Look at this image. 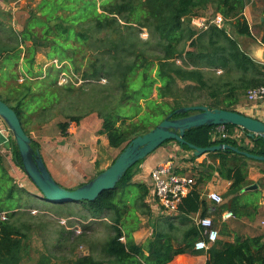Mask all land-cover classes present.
Wrapping results in <instances>:
<instances>
[{
	"label": "trees",
	"instance_id": "trees-1",
	"mask_svg": "<svg viewBox=\"0 0 264 264\" xmlns=\"http://www.w3.org/2000/svg\"><path fill=\"white\" fill-rule=\"evenodd\" d=\"M251 1L40 0L35 7L23 9L27 16L18 32L12 26L11 13L0 10V73L4 78L0 79V99L15 110L31 139L26 129L29 123L48 124L62 116L65 120L58 128L68 135L71 125L76 128L96 114L102 122L98 134L120 153L169 115L179 119L193 114H178V109L202 105L237 112L236 106L249 90L264 86V65L248 56L232 35L252 37L244 15ZM218 15L224 20L221 27L211 23ZM200 17L208 19L207 29L194 26L193 19ZM145 32L147 38H143ZM39 53L51 61L71 63L80 83L60 85L58 73L70 72L68 66L57 69L54 65L44 72L37 66ZM224 127L226 138H221L218 127L203 126L186 132L187 144L167 141L161 147L176 143L193 153L189 144L208 148L224 143L264 156L263 138H250L234 125ZM235 130L242 131L244 138L234 137ZM32 147L39 148L34 139ZM9 150L14 164L25 173L12 136ZM203 156L207 160L194 169L192 191L177 212L168 214L173 217H167L154 214L148 202L150 188L133 181L144 160L115 189L103 192L95 201L55 203L47 201L29 178L38 193L21 186L8 169V156L0 153V264H172L181 255L201 254L195 244L206 238L197 215L208 217L214 210L221 218L229 211L236 219L254 220L264 190V169L263 182L249 179L252 164L264 161L232 150ZM190 158L195 161L198 157L193 154ZM95 168L92 179L105 170L100 169L99 161ZM215 175L230 186L223 203L209 205L203 187ZM252 186L258 188L249 190ZM53 208L60 222L53 219V212L48 213ZM143 218L151 227V237L138 243L134 234L141 229ZM96 229L107 233L103 240L89 236ZM34 231L42 235L46 247L35 259L28 243ZM219 233L230 237V226L223 224ZM82 245L89 252L79 255ZM207 257L206 264H264V234L218 239Z\"/></svg>",
	"mask_w": 264,
	"mask_h": 264
},
{
	"label": "crops",
	"instance_id": "crops-1",
	"mask_svg": "<svg viewBox=\"0 0 264 264\" xmlns=\"http://www.w3.org/2000/svg\"><path fill=\"white\" fill-rule=\"evenodd\" d=\"M19 2H23L19 0ZM19 2L6 3L4 0H0V10L11 11L12 15L20 7ZM252 32V37L247 36H237L232 32L231 27L228 26L227 30L229 33L232 32V35L238 40L241 49L252 59L264 65V44L262 42V37L264 35V0H252L251 3L246 7L244 13ZM6 26H8L6 24ZM13 28L15 31H21L19 25L13 23ZM18 26V27H17ZM1 35V33H0ZM41 53L37 56V66H42L40 63ZM46 58V57H45ZM1 61V60H0ZM22 65V60H21ZM3 77L0 73V79ZM4 79V78H3ZM1 89V87H0ZM236 111L247 117H252L264 121V101L259 102H249L247 98L239 103L236 106ZM5 123L0 118V126ZM6 125V124H5ZM4 125V126H5ZM102 122L97 117L96 114H91L85 119H83L77 126L71 127L73 132L69 131L68 135H63L61 132H57L52 136L47 135L44 131L33 130L30 132L32 139L39 145V150L44 159L45 164L47 165L51 175L54 177L55 181L60 185L69 182L67 177L63 176V170H76L79 166L83 167L86 170V173L94 174L96 172L95 163H97L100 158L101 148L107 149L109 147L108 140L105 136H101L98 132L101 129ZM222 127H218L217 131L220 132ZM37 132V133H35ZM10 137V138H9ZM8 139L0 134V153H8L7 146L9 148V143L11 136ZM37 139H36V138ZM234 137L242 139L243 132L240 130H235ZM249 142V140H247ZM246 141V142H247ZM73 142V151L68 152L69 143ZM112 149V148H110ZM114 150V149H113ZM68 152V153H67ZM192 152L183 151L176 143H173L168 146H163L157 149L154 153L149 155L137 168L135 171V176L133 181L136 183H144L150 188V195L148 198L149 204H151L153 210L157 211L160 209L156 205L154 195L152 194V180L151 172L157 166L171 162L173 165V171L175 173L187 176H195L194 169L197 168L198 164H201L203 161L207 160V156H202L197 158L195 161H190ZM10 157H6V159ZM113 161V160H112ZM210 163V161H208ZM112 163V162H111ZM11 175L14 179L20 183L21 186H28L29 179L27 175L14 163H6ZM100 164V169H106L111 164L102 167ZM60 170V171H59ZM263 177L261 169L254 168L253 166L249 170V179L257 183ZM20 181V182H19ZM83 181V180H79ZM71 182H75L72 180ZM84 182H81L82 184ZM79 184V185H80ZM78 185V186H79ZM230 182L225 181L215 175L211 182L203 187V197L206 199L209 205L215 204L209 199V194L216 192L223 196L228 190ZM64 187V186H63ZM77 187V186H76ZM75 188V187H74ZM71 189V188H68ZM262 196L260 200L259 215L254 220L249 219H236L235 217L225 219L224 214L230 213L229 211L223 213L221 218L219 215L214 214V210H211L210 215L213 220H217L219 224L218 232L221 231L223 224H228L230 226L231 235L230 237H222L219 233V239H224L226 241H232L235 236H256L259 234H264V228H260V222L263 219L262 213L264 214V190H262ZM225 200V199H224ZM199 216V215H197ZM142 225L148 224L147 218H143ZM144 226L141 227L137 232H135L134 237L138 243H144L147 239L150 238L151 232L146 230ZM144 232H148L147 237L144 236ZM142 238H145L141 241ZM207 252L201 251V254L196 256L190 255H181L179 256L172 264H206L207 262Z\"/></svg>",
	"mask_w": 264,
	"mask_h": 264
},
{
	"label": "water",
	"instance_id": "water-1",
	"mask_svg": "<svg viewBox=\"0 0 264 264\" xmlns=\"http://www.w3.org/2000/svg\"><path fill=\"white\" fill-rule=\"evenodd\" d=\"M176 113L193 114L179 119H173V115H169L155 129L133 139L118 155L114 163L94 179L75 190H69L55 181L42 158L40 150L33 149L32 139L26 133L18 114L0 99V118L5 122L10 135L19 148L25 174L47 201L55 203L95 201L103 192L115 189L135 164L145 160L167 141H176L181 145L187 144L184 136L187 131L194 128L234 125L246 131L250 138L261 137L264 139V121L247 117L238 112L195 105L178 109ZM188 146L198 158L216 151L232 150L243 153L252 159L264 161V156L241 152L239 148L224 143L208 148H200L193 144ZM257 188V186H252L249 190Z\"/></svg>",
	"mask_w": 264,
	"mask_h": 264
},
{
	"label": "rangeland",
	"instance_id": "rangeland-1",
	"mask_svg": "<svg viewBox=\"0 0 264 264\" xmlns=\"http://www.w3.org/2000/svg\"><path fill=\"white\" fill-rule=\"evenodd\" d=\"M19 2V0H12L11 3L13 2ZM23 1L22 3L19 2V6L20 7L17 11L14 12V14L12 15V23H14L15 25H19L20 27H22V25H24V22H25V19H26V12L23 11V9H25L27 6H33L35 7L39 2L40 0H21ZM9 13H12L11 11H8ZM207 16L209 15L206 14ZM18 27V26H17ZM143 38H147V33L145 32L143 34ZM41 59H40V63L42 65V68L44 70V72H48L50 67L54 66L57 67V69H60L62 67H66L68 66V69L70 70V72H67V71H61L58 73V81H59V84H64L66 82H77L80 83V80H81V77L79 74H77L74 70V68L71 66V63L69 62H59L58 60H48L47 58H45V55L44 53H41ZM85 64H83V68L82 70L85 68ZM65 74V75H64ZM1 91V89H0ZM6 92L7 91V88L5 89H2V92ZM65 118L62 117V116H58V117H55L54 119H52L48 124H43V125H40V124H37L36 122L34 124H31L29 123L28 126H26V129L27 131L30 133L31 131H35V130H38L39 128H41L40 130L41 131H44L47 135L49 136H52L53 134L57 133V132H60L59 128H58V123L60 121H64ZM3 121V120H2ZM4 122V121H3ZM5 123V122H4ZM73 127H75L74 125H71ZM70 132H73V129H70L69 130ZM37 133V132H35ZM36 138V137H35ZM244 137H242L243 139ZM37 139V138H36ZM173 143H168L166 146L168 145H171ZM7 149H8V153H3L4 155L10 157V159H6V162L7 163H10L13 164L14 162L12 161V154L7 146ZM68 152L71 150L73 151V142L72 143H69V148L67 149ZM67 152V153H68ZM120 153V150H113V149H110V148H107V149H104V148H101V151H100V158L98 159V161L100 162V164H102V162H104V164L102 165V167H105L109 164H111L112 160L114 158H116ZM252 166L254 168H257V169H264V164H258V163H254L252 164ZM60 171V170H59ZM96 174V172L94 174H90L89 173H86V170H84L83 167L79 166V168H77V171L76 170H73V169H70V170H63V176L69 180V182L67 183H64L62 184V186H64L66 189L68 188H74L76 186H78L81 182H88L90 179H92L94 177V175ZM72 180H74L75 182H71ZM79 180H83V181H79ZM20 182V181H19ZM259 183L263 182L262 180H259L258 181ZM28 186H26V188L31 191V192H37V190L34 188V186L32 185L31 182H28ZM38 193V192H37ZM39 197L41 196L40 194H38ZM263 197V196H262ZM261 200V199H260ZM39 210V209H37ZM37 210L36 213L38 212ZM46 212V210L42 209V213ZM50 212H53V219L56 221V222H60V219H56V214H58V211L53 208L51 211H48V213ZM47 213V212H46ZM154 214L157 216V215H165L167 217H173L171 215H168L164 212H162L161 209H158L157 211L154 210ZM262 216H263V219L260 221L262 223H260V228H264V214L262 213ZM61 219H62V224L63 225H68L66 222H67V219L64 218V216H59ZM175 217V216H174ZM210 218H212L211 216H208ZM214 219V218H212ZM77 221H81L79 218H77ZM215 221V220H213ZM144 224V223H143ZM146 225H142L144 226V228L146 230H148L149 232H151V227L145 223ZM219 224L216 223L215 225V229H219ZM106 232H104V230L102 229H96L94 232L90 233L89 236L91 237V239L93 240H103L105 237H106ZM148 236V232H144V236L143 237H147ZM151 237V236H150ZM145 238H142V240H144ZM29 243V246L31 247V250H32V256L33 258L35 259L36 256H37V253L38 252H43L45 251L46 247L44 246L43 244V237L41 234H39V232L37 231H34L30 234V240L28 241ZM89 252V249L86 247V246H80L78 251H77V254L81 255V254H84V253H88Z\"/></svg>",
	"mask_w": 264,
	"mask_h": 264
},
{
	"label": "built area",
	"instance_id": "built-area-1",
	"mask_svg": "<svg viewBox=\"0 0 264 264\" xmlns=\"http://www.w3.org/2000/svg\"><path fill=\"white\" fill-rule=\"evenodd\" d=\"M208 23L209 21L207 18L200 17L193 19L194 26L199 30L207 29ZM211 23H215L221 27L224 25L223 17L218 15L213 21H211ZM177 62L181 63L179 60ZM247 100L252 103L259 101L263 102L264 86L249 90L247 93ZM4 125L0 126V134L8 139V137L11 135L8 127ZM220 134L221 138L228 137L224 126H222ZM151 180L152 194L154 195L156 205L160 209L165 210L167 214H173L177 212L179 204L183 198H185L192 191L195 185V179L193 177L175 173L173 171V165L171 162L163 163L153 169L151 172ZM209 199L216 204H221L224 202L223 196L216 192L210 193ZM233 217L234 215L231 212L224 214L225 219ZM196 222L199 226L205 229L204 236L206 240L203 239L198 241L195 244V249L197 251L207 252L211 245L219 239V232L217 229H215L214 221L210 217L201 218L200 216H197Z\"/></svg>",
	"mask_w": 264,
	"mask_h": 264
}]
</instances>
